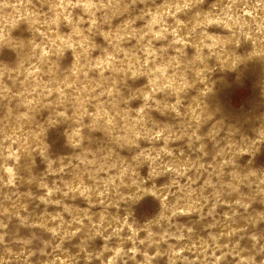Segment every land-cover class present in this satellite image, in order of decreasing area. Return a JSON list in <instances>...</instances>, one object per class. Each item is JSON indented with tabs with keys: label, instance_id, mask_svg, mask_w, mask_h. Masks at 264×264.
<instances>
[{
	"label": "rangeland",
	"instance_id": "1",
	"mask_svg": "<svg viewBox=\"0 0 264 264\" xmlns=\"http://www.w3.org/2000/svg\"><path fill=\"white\" fill-rule=\"evenodd\" d=\"M0 264H264V0H0Z\"/></svg>",
	"mask_w": 264,
	"mask_h": 264
}]
</instances>
